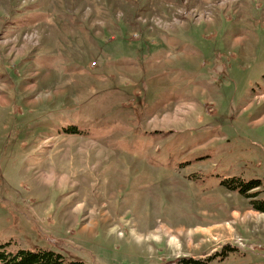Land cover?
Listing matches in <instances>:
<instances>
[{"label": "rangeland", "instance_id": "obj_1", "mask_svg": "<svg viewBox=\"0 0 264 264\" xmlns=\"http://www.w3.org/2000/svg\"><path fill=\"white\" fill-rule=\"evenodd\" d=\"M264 0H0V245L65 264H264Z\"/></svg>", "mask_w": 264, "mask_h": 264}, {"label": "trees", "instance_id": "obj_2", "mask_svg": "<svg viewBox=\"0 0 264 264\" xmlns=\"http://www.w3.org/2000/svg\"><path fill=\"white\" fill-rule=\"evenodd\" d=\"M245 198H251L249 205L251 210L264 213V199H257L260 192L250 193L258 187V182L245 183L241 178H231L221 183ZM0 264H65L63 258L49 251H18L14 254L8 253L3 245H0ZM82 264V263H67Z\"/></svg>", "mask_w": 264, "mask_h": 264}]
</instances>
